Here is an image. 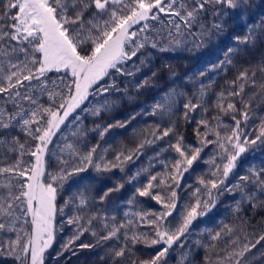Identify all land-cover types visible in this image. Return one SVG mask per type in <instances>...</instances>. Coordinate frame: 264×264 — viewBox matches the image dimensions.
<instances>
[{"label":"snow or ice","instance_id":"1","mask_svg":"<svg viewBox=\"0 0 264 264\" xmlns=\"http://www.w3.org/2000/svg\"><path fill=\"white\" fill-rule=\"evenodd\" d=\"M250 7L251 0H4L0 10V100L3 101L0 146L15 153L17 159L10 166L0 167V176L5 177V182L0 183V233H15V239H9L6 246L0 245V254L6 247L7 254L19 264H45V253L57 234V196L72 180H76L77 190L65 200L64 207L75 209L66 221L67 225H75V229L59 254L72 249L88 232L97 237L96 244L78 247L122 241L119 247L108 250L112 264L117 261L123 264L125 260L129 264H167L173 245L184 247L185 240L195 231L194 222L208 216L225 192H239L249 202L256 200L257 192L264 196V162L256 167L251 161L241 160L253 146L264 145V117L260 118L258 128L245 130L251 119L252 101L260 95L253 91L246 96V87L264 89V83H257L256 71L239 72L235 80L227 83L228 91L216 94L214 107L218 115L212 119L217 123L213 125L207 119L197 122L199 146L185 144L183 135L176 132L173 122L176 97L185 93L169 87L147 112L132 114L127 121L96 124L92 128L78 126L70 133L71 140L61 133L63 146L57 145L59 151L49 153V145L62 126L67 128L77 121L83 125L85 113L100 117L110 112L121 97L128 96L129 84L137 92L155 86L152 84L158 76L155 70L136 79L142 68L151 64L148 48L195 54L226 35L233 14L246 20ZM162 14L178 19L165 22ZM151 22H159L161 27ZM161 32H166V36ZM231 39L235 46L228 47L222 59L209 62L185 77L197 87L196 102L186 99L183 104L185 120L197 108L207 112L204 98L215 84V74L234 66L233 61L242 54V48L264 41V17L249 24L243 37ZM259 71L264 76V66ZM49 73L61 75L53 79ZM229 114L234 125L224 124L229 131L222 135L217 130L222 124L221 116ZM137 115L167 119L168 126L162 128L156 124L150 131L142 129L135 148H122L111 160L107 159L110 146L88 143L89 133H96L102 141L111 129L126 127ZM199 126L205 131L201 132ZM17 129L30 137L34 146L26 148L25 143H20L19 137L13 135ZM210 134L215 136L214 140L208 138ZM170 135L174 136V142L157 150L153 157L156 159L168 151L176 154L159 161L163 171L153 173L149 162L147 167L125 173L126 165L143 155L144 149ZM213 144L218 152L203 161L211 165L208 178L199 176L197 186L189 184L182 188L185 173L201 159L203 149ZM25 155L34 158V163L25 162ZM52 163L58 167L50 172L47 169ZM245 163L246 174L235 172L238 166L245 167ZM89 169L100 179L114 169L124 175L113 186L97 192L89 182L90 177L81 176ZM232 175L235 181L229 182ZM125 184L134 187L128 204L138 205L136 197H148L161 206L160 210L125 212L124 216L131 218L120 223H116L115 215L91 210L97 202L109 201ZM178 193L187 194L182 197ZM142 225L150 232L138 231ZM97 227L103 235H99ZM238 230L243 232V240L235 234ZM206 231L212 242L207 245L209 249L215 248V242L222 237L228 245L216 253L215 264H254L256 254H248L264 241V234L253 241L246 228L228 224H223L219 231ZM136 244L160 247L149 259H137L133 251ZM260 255L264 257V253Z\"/></svg>","mask_w":264,"mask_h":264},{"label":"trees","instance_id":"2","mask_svg":"<svg viewBox=\"0 0 264 264\" xmlns=\"http://www.w3.org/2000/svg\"><path fill=\"white\" fill-rule=\"evenodd\" d=\"M4 0H0V10H2V5ZM13 12L16 10L13 9ZM264 17V0H251V7L246 13V20H242L234 14L229 20L231 27L228 29L225 36L221 37L219 40L214 41L209 44L208 47L191 54L184 50L159 52L155 49L148 48L146 51L151 53V64L149 67L142 68V71L137 74L136 79L139 80L144 76L150 75L152 70L157 71L158 76L152 80L154 87H146L141 89L139 92L135 91L134 87L129 84L128 96L121 97L119 103L107 113H102L100 117L91 116L85 113L83 125L77 121L73 124H68V127H61V132L57 133V136L53 138V144L49 145V153L57 152L59 149L57 145L63 146L64 139L61 136L63 133L68 136L71 140L70 133L74 131L78 126H87L89 128L94 127L96 124H106L115 121H127L132 114L137 112H147L154 101L159 99L161 94L165 92L169 87H174L177 91H182L185 93L184 96L176 97L175 104V118L174 123L176 125V132L183 135L184 143L190 144L192 146H199V139L196 135V129L198 127V121L201 119H207L213 125L217 122L213 121V117L218 115L217 109L214 107L216 101V94L221 91H228L227 83L235 80L239 72L248 70L249 73L252 71L257 72V83H264V76L261 75L259 69L264 66V41H259L253 47L242 48V54L237 56L234 61V66H228L226 71L219 72L215 74V84L212 86L211 91L204 98V107L208 110L207 112H202L200 108H197L194 112L190 113L188 120L184 119L183 104L186 99H192L193 103L196 102L195 94L197 92V87L194 82H189L185 77L195 70L206 66L209 62H215L218 59L223 58L224 51L232 46H235V42L231 39L233 36L243 37L245 31L249 24H254ZM161 19L167 22L169 19L176 20V17H166L163 14ZM156 25V27H161L159 22H151ZM154 34V33H153ZM162 36H166V32H161ZM163 43H167L164 40ZM137 63H139L137 61ZM169 65L170 67H165ZM173 73L175 75H173ZM53 79L61 74L49 73ZM209 76H213V73L209 72ZM132 79V78H127ZM126 82V81H125ZM253 91H258L260 95L256 96L252 101V108L250 110L251 119L248 121V129L258 128L260 118L264 117V89H253L251 87H246L245 94L250 95ZM130 97V98H129ZM0 103H3L0 100ZM10 107V105H9ZM239 108V103L237 104ZM79 111V110H77ZM231 115L221 116V127L217 130L223 135L225 132L229 131L228 128L223 127L224 124L233 126L234 121L231 119ZM239 119V114H237ZM72 117H69L71 121ZM68 122H66L67 124ZM160 124L161 127H167V119L161 120L158 116L151 115H137L134 120L127 123L126 127L119 128L114 127L109 131V133L104 137V140H98L96 133H89L88 143L94 145L100 143L101 147L110 146L107 153V159L111 160L116 151L122 148H135L137 142L142 136V129L151 130V127ZM200 131L204 132L203 126H199ZM244 128V125H241ZM13 135L19 137L20 143H25L26 148L29 145H33V141L30 137L19 129H17ZM209 139H215L214 135H209ZM169 142H174V136L170 135L165 137L163 140L157 142L154 146L144 149L143 155L139 156L138 159H134L133 162H129L125 167V173L131 174L134 170L138 168L147 167L149 162L152 164V172L163 171V166L159 162L160 160L170 159L175 157V153L168 151L163 152L158 158L153 159L155 153L159 149H163L167 146ZM34 146V145H33ZM215 152H218L216 145H208L201 152V159L197 161L193 168L185 173L181 187L184 188L186 185L197 186V178L199 176H204L208 178L207 174L211 165L204 163L203 161L208 160ZM17 159L15 153L8 152L4 146H0V167L10 166ZM25 162H33L34 158L25 155L23 157ZM48 160V156L45 157ZM242 161H251L256 167L264 162V145L253 146V148L245 153L241 158ZM219 162V160L217 161ZM58 165L52 163L48 167V171H56ZM247 164L245 167L238 166L235 172L239 174H246ZM124 173H121L119 169H114L110 173L104 174V178L100 179L95 176L92 169H89L87 173H82L81 176L90 177L89 182L93 184L96 191L99 192L101 189L113 186L117 180H122ZM143 182H146L144 178H141ZM235 181V175L229 177V182ZM5 182V177L0 176V183ZM77 190L76 180L69 181L65 184L63 191H60L57 196V215L55 224L57 226L56 239L50 249L45 253V264H112L108 253L110 248L119 247L122 241L112 240L107 243H102L96 247L92 248H80V244H92L95 245L97 237L92 236L90 233L86 232L79 240L75 242L72 249L68 251L61 252V246L67 241V239L73 235L75 225H67L66 221L69 215L75 212L72 206L64 207V202L70 195H72ZM134 193V187L129 184H125V187L117 193H113L110 200L104 204L97 202L95 205L91 206L92 211H97L101 215L107 212L109 215H115L116 223L123 222L131 217H125V212H136V211H158L160 210V205H158L154 200L148 197H136L139 201L138 205H130L127 201L132 197ZM182 197L187 193H178ZM257 198L255 201L249 202L242 199L239 192L235 194H229L225 192L220 196L217 206L212 210L206 217L199 218L193 224V229L195 231L192 235L184 242V247L179 248L177 245H173V249L169 251L167 256V264H215L216 253L220 252L221 249L228 247L225 238L216 243V247L209 249L207 245L212 243L210 240L209 232L206 229L211 230V232L219 231L223 224H228L233 227L246 228L247 231L252 234L250 239L253 241L259 237V235L264 234V196H260L257 192ZM239 203V209L237 210V202ZM63 208V212L60 209ZM61 225H64L61 230ZM96 222L94 221V226ZM19 227V225H18ZM25 230L30 231L28 225H24ZM138 231L150 232V229L146 225H142ZM99 235L104 233L97 227ZM123 231V230H122ZM236 235L240 236L243 240V232L237 231ZM9 239H15V233H0V245H5ZM184 239V238H182ZM179 243V242H178ZM160 246L146 247L144 244H136L133 251L135 252V258L137 259H149L155 255L157 249ZM264 253V241L257 244L256 248L252 249V253L248 255L256 254V259L254 264H264V257L260 254ZM222 254V253H221ZM206 257L209 259L206 260ZM0 264H19L15 257L8 255L5 247V252L0 254ZM117 264H121L117 261ZM123 264H129L128 261H124Z\"/></svg>","mask_w":264,"mask_h":264}]
</instances>
